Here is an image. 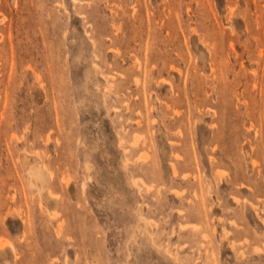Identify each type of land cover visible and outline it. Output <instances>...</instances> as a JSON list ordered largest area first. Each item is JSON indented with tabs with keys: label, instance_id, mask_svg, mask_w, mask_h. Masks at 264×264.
Returning a JSON list of instances; mask_svg holds the SVG:
<instances>
[{
	"label": "rangeland",
	"instance_id": "1",
	"mask_svg": "<svg viewBox=\"0 0 264 264\" xmlns=\"http://www.w3.org/2000/svg\"><path fill=\"white\" fill-rule=\"evenodd\" d=\"M0 264H264V0H0Z\"/></svg>",
	"mask_w": 264,
	"mask_h": 264
},
{
	"label": "bare ground",
	"instance_id": "2",
	"mask_svg": "<svg viewBox=\"0 0 264 264\" xmlns=\"http://www.w3.org/2000/svg\"><path fill=\"white\" fill-rule=\"evenodd\" d=\"M164 79V78H163ZM49 136V135H48ZM49 139V138H48Z\"/></svg>",
	"mask_w": 264,
	"mask_h": 264
}]
</instances>
